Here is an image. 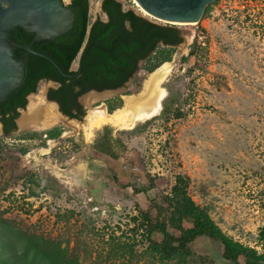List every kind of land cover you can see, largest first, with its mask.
<instances>
[{"label": "rangeland", "instance_id": "1", "mask_svg": "<svg viewBox=\"0 0 264 264\" xmlns=\"http://www.w3.org/2000/svg\"><path fill=\"white\" fill-rule=\"evenodd\" d=\"M118 1L123 9L166 25L133 0ZM101 4L91 1L92 21L106 20ZM178 27L191 36L188 45L168 52L171 62L149 73L157 59L144 61L124 92L83 95L81 121L65 119L46 130L0 136V219L7 227L61 243L81 264H228L219 242L209 238L190 245L189 255L180 260L163 262L150 252L141 213L162 203L181 175L190 179L189 196L226 235L264 251V0H217L199 24ZM79 60L80 55L72 71ZM169 65L160 86L166 92L163 102H174L170 113L160 117V111L131 129L104 123L87 130L91 109L104 107L110 114L109 106L121 103L112 114L123 110L129 98L145 93L154 73ZM136 78L145 82L140 95L129 92L138 89ZM57 87L40 82L27 110L37 96L47 99ZM106 127L133 162L121 157L109 163L94 148ZM55 131L62 132L60 137ZM50 132L54 136H47ZM31 133L44 135L22 136ZM17 159L30 165L35 183L8 178L7 165ZM118 171L132 187L123 189L113 179Z\"/></svg>", "mask_w": 264, "mask_h": 264}, {"label": "trees", "instance_id": "2", "mask_svg": "<svg viewBox=\"0 0 264 264\" xmlns=\"http://www.w3.org/2000/svg\"><path fill=\"white\" fill-rule=\"evenodd\" d=\"M91 1L72 0L69 7L76 15L73 28L54 40L33 44L35 52L49 57L61 71L49 60L28 53L25 47L32 43L33 34L20 27L12 32V40L21 46L16 50L17 59L23 60L27 56L28 62L22 87L0 103L4 137H10L17 130L16 120L20 110L28 106V97L37 93L40 82H55L58 87L49 92L48 98L59 104L63 114L81 121L85 116L78 102L81 96L92 90L102 92L125 86L140 71V62H151L152 57L157 62L147 71L155 72L163 64L172 61V54L168 52L183 43L180 27L151 22L134 10L123 9L118 0H104L101 9L108 16L107 20L99 18L92 21ZM190 48V55L195 56L197 43ZM162 54L163 57H157ZM79 55L82 67L72 71V65ZM77 74L78 77H69ZM144 83L136 78L133 85L139 87L135 91L130 90V94L140 95ZM173 106L174 102L166 99L160 117L170 113ZM120 107L121 103L110 105L109 113L112 114ZM105 131L94 148L100 155L107 156L109 163L121 157L130 161L132 158H129L130 153L124 143L111 136V128L106 127ZM54 133L50 132L47 136L52 137ZM61 133L57 131L55 136L60 137ZM42 135L31 133L22 136ZM7 174L9 179L35 183L30 174V165L20 159L7 165ZM120 178L118 171L113 179L121 188L132 187ZM189 181L188 177L178 176L171 194L162 203H154L149 210L141 213L152 255L163 262L180 260L189 255L190 245L200 238H209L219 242L222 258L228 264H264V251L259 252L226 235L208 212L193 201L188 193ZM7 224L0 219V264H81L68 255L61 243L46 241L15 226L7 227ZM153 236H160L161 239L155 240Z\"/></svg>", "mask_w": 264, "mask_h": 264}, {"label": "water", "instance_id": "3", "mask_svg": "<svg viewBox=\"0 0 264 264\" xmlns=\"http://www.w3.org/2000/svg\"><path fill=\"white\" fill-rule=\"evenodd\" d=\"M136 1L147 13L154 17V19L162 23L174 26H189L192 24H199L207 8L217 0ZM103 2L104 0H102V3ZM75 18V13L65 4L64 0H0V103L6 101L9 96L22 87L26 76L28 57L26 56L23 60L17 59L16 50L21 46L12 40V32L20 27L33 34L34 39L32 43L25 47V49L29 54L49 60L60 70L59 66L49 57L35 52L33 44L45 40H54L68 33L73 28ZM181 36L183 38L182 44L188 45L189 43L187 42L191 33L181 29ZM181 53L182 50L178 52V56L181 55ZM142 63L143 62H141L140 65ZM174 64L176 65V61ZM80 66L82 67V62H80ZM78 76L79 74L69 77L73 78ZM134 77L121 88L102 92L92 90L84 95L93 92L100 96H110L112 94L124 92L127 87H129ZM47 100L57 105L58 111L64 118L69 121L79 122V120L71 119L63 114L59 104L55 101H51L48 96ZM162 109L163 105H161V111ZM26 110L27 107L24 110H20V115L16 120L17 130L13 132L12 135H17L25 131L19 125V119ZM0 126V136L4 137L5 132L1 120Z\"/></svg>", "mask_w": 264, "mask_h": 264}, {"label": "bare ground", "instance_id": "4", "mask_svg": "<svg viewBox=\"0 0 264 264\" xmlns=\"http://www.w3.org/2000/svg\"><path fill=\"white\" fill-rule=\"evenodd\" d=\"M133 1L144 14L151 16L137 3L136 0ZM193 25L195 24L189 26ZM170 72L171 67L169 65L163 69L161 74L154 73L149 79L145 93L136 98H129L126 107L123 110L117 111L115 114H108L104 107L91 109L88 117H86L87 130L91 131L93 127L104 123H111L121 129H131L140 121L156 117L160 114L161 105H163L162 102L166 96V92L161 88L160 84ZM93 98L94 96H91V99L89 100H92ZM65 119L66 118H64L58 111V107L55 103H51L45 99L44 96L39 95L35 99V104L30 106L29 109L22 114L19 119V125L23 130L32 129L35 131H41L49 129L60 122H63Z\"/></svg>", "mask_w": 264, "mask_h": 264}, {"label": "flooded vegetation", "instance_id": "5", "mask_svg": "<svg viewBox=\"0 0 264 264\" xmlns=\"http://www.w3.org/2000/svg\"><path fill=\"white\" fill-rule=\"evenodd\" d=\"M71 2H72V0H71ZM71 2H70L69 4H67V5L69 6V5L71 4ZM101 6H102V4H101ZM101 12H102V9H101ZM102 14L105 15L106 20H107L108 16H107L105 13H103V12H102ZM97 19H99V18H97ZM97 19H96V20H97ZM101 19H102V18H101ZM80 62H82V61L79 60V63H78V69L81 68V66H80ZM141 62H144V61H141ZM141 62H140V63H141ZM78 69H77V70H78ZM51 82H52V81H51ZM53 83H55V82H53ZM55 84H56V83H55ZM56 85H57V84H56ZM51 90H52V89H50V91H51ZM50 91H49V92H50ZM48 94H49V93H48ZM78 102H79V99H78ZM79 103H80V102H79ZM3 129H4V126H3Z\"/></svg>", "mask_w": 264, "mask_h": 264}, {"label": "built area", "instance_id": "6", "mask_svg": "<svg viewBox=\"0 0 264 264\" xmlns=\"http://www.w3.org/2000/svg\"><path fill=\"white\" fill-rule=\"evenodd\" d=\"M201 39V37H199Z\"/></svg>", "mask_w": 264, "mask_h": 264}]
</instances>
